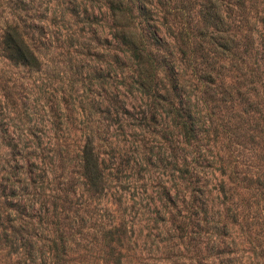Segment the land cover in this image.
Listing matches in <instances>:
<instances>
[{"label":"rangeland","instance_id":"374dc122","mask_svg":"<svg viewBox=\"0 0 264 264\" xmlns=\"http://www.w3.org/2000/svg\"><path fill=\"white\" fill-rule=\"evenodd\" d=\"M108 3L0 0V264H264V0Z\"/></svg>","mask_w":264,"mask_h":264},{"label":"trees","instance_id":"16d2710c","mask_svg":"<svg viewBox=\"0 0 264 264\" xmlns=\"http://www.w3.org/2000/svg\"><path fill=\"white\" fill-rule=\"evenodd\" d=\"M108 9L112 14L121 13L123 10L121 6L123 5V0H108ZM2 47L6 51V56L8 59L15 61L21 65L29 67L31 69H36L38 67V61L34 53L25 43L21 37L19 31L14 25H5L2 32ZM121 39L130 46L132 57L136 67H139L140 71L138 74L140 79L137 84L139 86L145 85L146 78L148 77L145 72V63H148V57L146 54L134 45L132 42L131 32L129 30L125 31L121 29ZM145 54V55H144ZM81 158H82V168L87 181V184L93 189L98 188L99 183L101 182V173L97 164V159L95 158L92 150L91 144L87 141L81 149Z\"/></svg>","mask_w":264,"mask_h":264}]
</instances>
